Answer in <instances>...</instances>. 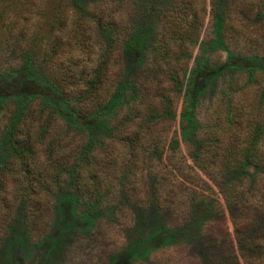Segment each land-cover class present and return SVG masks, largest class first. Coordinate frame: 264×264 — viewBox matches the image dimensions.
Segmentation results:
<instances>
[{"label": "trees", "instance_id": "1", "mask_svg": "<svg viewBox=\"0 0 264 264\" xmlns=\"http://www.w3.org/2000/svg\"><path fill=\"white\" fill-rule=\"evenodd\" d=\"M63 1L66 3L56 5L50 25H58L62 35L66 34L70 9L73 28L81 29L84 35L81 49L86 48L85 58L77 61L71 56L65 64L53 62L59 54V38L44 49L36 36L21 37L16 49L24 62L29 61L30 74H38L49 85L54 100L70 106L69 118L74 123L63 126L56 104L42 96L32 108L24 104L11 112L0 103V154L5 155L0 164V264H9L3 253L15 237L20 236L24 242L43 238L47 224L44 212L50 208L48 198L65 195L64 190L67 194L79 191L72 198L77 207L96 216L91 232L94 237L98 229L119 221L128 235L122 243L125 250L150 233L139 222L140 216L150 212L174 218L182 210L180 221L184 225L179 229L176 226L175 233L191 224L211 221L206 223L203 235L189 237L202 249L198 255L203 264H264V105L259 109L254 106L264 102V93H248L242 108L219 111L221 117L215 128L206 126L197 138L192 135L184 140L187 159L206 181L188 165H184L185 172L182 167L176 169L177 182L172 174L164 177L158 167L150 170L154 149L147 128L145 133L139 128L123 129L125 148H109L97 159L90 152L100 141L93 135L82 141L81 123L105 106L112 72L114 76L123 54H135L149 62L144 72L147 86L153 82L161 91L182 89L177 67L184 64L188 48L198 40L204 0H94V13ZM209 4L213 16L218 17L216 2ZM40 5L34 6V16L43 12ZM114 5L120 11H113ZM123 12L127 13L126 19L116 16ZM7 31L11 39V30ZM253 70L246 71L250 79ZM229 71L234 73L236 69ZM154 72L157 81L150 75ZM149 98L147 121L157 114L160 105L163 112H169L171 97L167 95L158 103H154L156 97ZM193 183L202 184L211 193L215 188L222 196L232 236L226 230L223 214L215 208V199H208L214 204H204L198 198L199 192L189 187ZM105 185L110 188L106 193L137 204L141 211L136 219L115 208L110 200L112 205L101 206ZM164 188L169 189L167 193ZM134 262L131 259L129 264Z\"/></svg>", "mask_w": 264, "mask_h": 264}, {"label": "rangeland", "instance_id": "2", "mask_svg": "<svg viewBox=\"0 0 264 264\" xmlns=\"http://www.w3.org/2000/svg\"><path fill=\"white\" fill-rule=\"evenodd\" d=\"M41 1L0 0V12H3L0 20V103L11 112L24 104L32 108L35 100L42 96L47 102L52 103L53 100L58 107L57 114L61 124L69 126L74 123L69 118L70 106H64L54 100L55 95L49 85L42 78L37 77L38 74H30L32 68H29V61L24 62L16 49L21 37L26 39L36 36V42L42 44L44 49L51 46V41L59 38L60 42L57 46L59 54L52 58L53 62L65 64L71 56L77 61L85 58L86 48L81 49L84 35L81 29L75 31L73 28L71 23L74 17L70 9L67 12L69 25L66 34L62 35L63 33L57 28L58 25L55 26L56 28L50 25L53 23V16L56 15L54 14L57 11L56 5L66 2ZM211 1H203L205 12L201 17L198 40L193 47L188 48L184 64L177 67L179 77L182 78L181 90L179 88L174 91L168 88L169 90L161 91L155 88L153 82L147 86L144 80L148 77L144 72L149 62L140 60L135 54H123L114 76L112 72L113 82L109 87L105 106L100 113L81 123L82 141H85L89 135L95 136L96 141H100L90 155L96 156L97 159L109 148H114L116 151L123 150L125 148L122 147L125 136L123 129L129 128L135 131L139 128L145 133L147 128L149 143L154 149L150 170L158 167L164 177L166 174H172L177 182L179 180L176 169L182 167V172H185L184 165H188L206 181L187 159L184 140L192 135L197 138L206 126L215 128L217 119L221 117L219 111L242 108L243 104L245 105L243 100L248 93L257 91L264 93V0H213L217 4L214 10L218 13V17L213 16V11L210 10ZM39 2L40 10L43 12L34 16V6ZM68 2L79 7L83 6L88 12H92L94 0ZM113 9L115 12L120 11L115 5ZM116 16H124L126 19L127 13L123 12L122 15L118 13ZM7 30H11V39L8 38ZM230 68H235L236 71L231 73ZM250 69H254L252 79L246 72ZM150 75L154 81H157L156 72ZM150 95L152 98L156 97L154 103L163 100L167 95L171 97L172 103L169 108L171 113L168 110L163 112L160 105L157 107L159 108L157 114L154 115L157 121L152 115L150 116L152 120L147 121L149 119L145 116V110H147L146 106L149 107L146 102L150 99ZM261 105H264V102L254 104L256 109L262 107ZM126 114H130V118H125ZM57 123L60 122L57 120ZM4 160L5 155L1 153L0 164ZM194 180L198 183L195 178ZM189 187L199 192L198 198L200 197L204 204H214L208 199H215V208H219L223 214L226 230L232 236V227L227 220L222 196L215 188H212L213 193H211L202 184L193 183ZM108 190L110 188L107 186L103 189L104 200L101 206L113 203L115 208L123 209L136 219L137 213L141 211L137 204L132 200L122 202V196L117 195L116 198L106 193ZM168 190L164 188L166 193ZM64 191L65 195L58 194L56 198H48L50 208L44 212L47 224L43 238L24 242L20 236L15 237L8 243L3 253L6 263L129 264L131 259L135 260L133 264L204 263L198 255V252L202 253V249L195 244L196 242L191 243L189 237L190 234L197 237L203 235L206 223L211 222L208 219L191 224L183 231L175 233L176 226L179 225L177 228L179 229L184 225V222L180 221L182 210L179 211L180 216L177 214L174 218L166 219L159 213L148 212L138 219L143 223L145 232L150 233L143 241L136 242L125 250L122 248V243L127 241L128 235L123 231L119 221L111 227L106 225L107 228L98 229L99 233L94 237L91 232L96 216L84 213L77 207V203L72 198L79 194V191L71 194ZM109 200L112 203L108 202ZM53 202L55 208L51 206ZM120 219L125 222L124 219Z\"/></svg>", "mask_w": 264, "mask_h": 264}]
</instances>
